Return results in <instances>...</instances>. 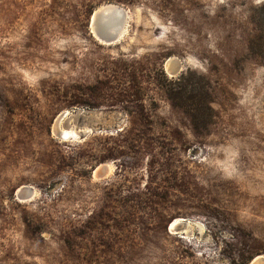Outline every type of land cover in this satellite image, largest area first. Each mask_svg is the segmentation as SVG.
I'll use <instances>...</instances> for the list:
<instances>
[{
    "label": "rangeland",
    "instance_id": "rangeland-1",
    "mask_svg": "<svg viewBox=\"0 0 264 264\" xmlns=\"http://www.w3.org/2000/svg\"><path fill=\"white\" fill-rule=\"evenodd\" d=\"M109 3L115 43L90 25ZM0 93V264L264 255V0H0ZM63 110L89 133L57 137Z\"/></svg>",
    "mask_w": 264,
    "mask_h": 264
},
{
    "label": "bare ground",
    "instance_id": "bare-ground-1",
    "mask_svg": "<svg viewBox=\"0 0 264 264\" xmlns=\"http://www.w3.org/2000/svg\"><path fill=\"white\" fill-rule=\"evenodd\" d=\"M91 18L92 31L103 43H115L124 38L129 30L128 10L118 4L109 3L102 5L95 11ZM101 35L105 37L109 36V38L114 37V39L107 41V39ZM178 62L175 57L168 58L166 62L167 71L172 74L176 69H178ZM63 111L64 112L58 116L53 129V132L57 137L63 141L78 140L83 133H89V131L83 132L81 130L73 129L72 125L70 127V122L66 119L69 112L65 110ZM113 168L114 167L111 164L106 167L101 165L93 171L94 176L96 178L107 176L112 173ZM17 194L22 201H28L32 200L36 196L37 191L30 186L24 185L19 188ZM185 222L186 221L184 219L177 218L172 224L171 229H181V233L186 238L190 237L192 233L189 229L181 227L182 225H186ZM254 260H257L256 264H264V255H260ZM254 260H252L249 264H253Z\"/></svg>",
    "mask_w": 264,
    "mask_h": 264
},
{
    "label": "trees",
    "instance_id": "trees-1",
    "mask_svg": "<svg viewBox=\"0 0 264 264\" xmlns=\"http://www.w3.org/2000/svg\"><path fill=\"white\" fill-rule=\"evenodd\" d=\"M0 97L3 99V100H1V101H2L3 103H5L6 108H7L8 110H10L14 104L10 103V102L8 101V99L5 98V97L3 96V94H1V93H0ZM25 102H26V101H25ZM11 121H12V120H11V117H9V116H5L2 120L0 119V127H1V128H4V129H6V130H9V129H10V126H11ZM22 129H24V128H22ZM22 131H23V130H22ZM3 145H4V144H3ZM3 145H2V146H3ZM22 155H24V152L16 154L15 157H16V158H19V157H21Z\"/></svg>",
    "mask_w": 264,
    "mask_h": 264
},
{
    "label": "water",
    "instance_id": "water-1",
    "mask_svg": "<svg viewBox=\"0 0 264 264\" xmlns=\"http://www.w3.org/2000/svg\"><path fill=\"white\" fill-rule=\"evenodd\" d=\"M91 21V20H90ZM90 25H91V23H90ZM102 36V35H101ZM102 37H104L105 39H107V41H109V40H111V39H114V37H111V38H109V36H102ZM178 69H176L173 73H177L178 71H179V69H180V64H179V62H178ZM256 261L257 260H254V262H253V264H256Z\"/></svg>",
    "mask_w": 264,
    "mask_h": 264
}]
</instances>
